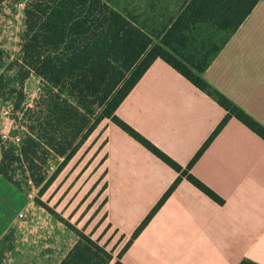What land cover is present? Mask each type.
Here are the masks:
<instances>
[{"label":"crops","instance_id":"obj_1","mask_svg":"<svg viewBox=\"0 0 264 264\" xmlns=\"http://www.w3.org/2000/svg\"><path fill=\"white\" fill-rule=\"evenodd\" d=\"M203 77L264 126V0ZM225 114L161 59L116 110L120 119L182 166ZM98 127L103 134L105 220L120 239L110 247L116 256L177 173L110 120ZM191 172L225 202L218 204L181 180L123 253V264H238L244 258L264 264V140L231 118ZM20 192L0 175V259L6 256L8 264H58L77 238L60 221H19Z\"/></svg>","mask_w":264,"mask_h":264},{"label":"trees","instance_id":"obj_2","mask_svg":"<svg viewBox=\"0 0 264 264\" xmlns=\"http://www.w3.org/2000/svg\"><path fill=\"white\" fill-rule=\"evenodd\" d=\"M4 1L0 0V12ZM15 1L23 4L24 28L20 55L14 62L19 85L9 90L16 95L13 111H21L20 120L26 127L15 140H6L0 130V175L21 192L23 183L35 188L34 202L77 236L58 264H123V253L183 179L218 204L225 202L192 174V166L229 119L236 118L263 140L264 126L207 82L203 73L259 0H184L168 18L144 22L104 0ZM156 59L170 65L226 112L185 166L116 115ZM3 63L0 46V68ZM31 75L40 80V93L32 106H24L23 84ZM8 86L0 75V94ZM106 119L177 173L116 256L114 248L100 244V237L93 239L92 233L78 229L41 199ZM238 264L258 263L244 258Z\"/></svg>","mask_w":264,"mask_h":264},{"label":"rangeland","instance_id":"obj_3","mask_svg":"<svg viewBox=\"0 0 264 264\" xmlns=\"http://www.w3.org/2000/svg\"><path fill=\"white\" fill-rule=\"evenodd\" d=\"M104 1L114 6L124 15L137 17L144 22L151 19L161 20L160 17H163V19L168 18L170 13L177 11L184 0ZM1 8L0 46L4 51V63L3 67L0 68V75L4 76L9 86L0 94V130L6 140H15L16 135H23L26 127L20 120L21 111H13V101L16 100V95L9 90V87L18 88L19 85L16 76L17 67L14 62L20 55V35L24 28L23 4L15 0H5ZM147 25L151 26L149 22H147ZM39 87L40 80L34 75L24 81V106L33 105L34 100L40 93ZM102 146L103 134L98 127L41 199L72 225L84 230L87 234L92 233L93 239L100 237V244H105L109 250L120 239L110 228H107L108 225L105 220L103 194L104 152ZM53 165L55 166V164ZM18 174L21 175V172L18 171ZM4 183L5 185L8 184L6 181ZM22 186L24 192H20L21 205L17 212L19 221H25L33 217L36 218V221L42 223H48L50 220L59 222L34 202L37 194L35 188L29 189L24 183ZM20 213L24 216L20 217ZM59 223L67 229L61 222ZM67 231L70 237L77 238L73 231L69 229ZM60 255L61 253L58 254V256ZM3 260L0 259V264H8L6 256L5 261Z\"/></svg>","mask_w":264,"mask_h":264},{"label":"built area","instance_id":"obj_4","mask_svg":"<svg viewBox=\"0 0 264 264\" xmlns=\"http://www.w3.org/2000/svg\"><path fill=\"white\" fill-rule=\"evenodd\" d=\"M20 217H23L24 215L22 214V213H20V215H19Z\"/></svg>","mask_w":264,"mask_h":264}]
</instances>
